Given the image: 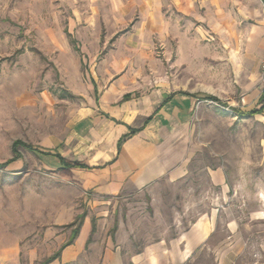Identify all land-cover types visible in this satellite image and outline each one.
Wrapping results in <instances>:
<instances>
[{"label": "rangeland", "instance_id": "374dc122", "mask_svg": "<svg viewBox=\"0 0 264 264\" xmlns=\"http://www.w3.org/2000/svg\"><path fill=\"white\" fill-rule=\"evenodd\" d=\"M75 3L0 0V164L12 157L15 140L57 152L68 162L79 158L89 167L100 166L114 150L104 123H88L103 133L100 139L84 138L87 132L78 129V120L95 106L85 84L92 81L102 89L118 75H101L99 68L90 74L93 63L82 57L70 22ZM175 47L174 42H156L149 57L134 61L136 72L120 81L132 85L135 96L139 92L134 88L182 89L220 100H196L188 124L177 130L183 133L179 145L192 154L188 173L173 182L160 180L141 191L109 196L86 187L78 169L59 168L55 158L18 146L20 157L0 167V264H39L69 238L70 228L62 226L82 212L89 225L86 246L97 245L87 251L94 260L107 241L140 243L173 236L218 193L207 176V169L217 165L224 169L229 210L239 227L231 238L220 227L212 246L231 248L228 264H264V128L253 117L236 113L247 106L237 87L234 41L204 40L193 48L184 43L179 58ZM101 55L93 60L97 67L106 65ZM114 64L110 59L107 65ZM215 253L202 250L193 264H214Z\"/></svg>", "mask_w": 264, "mask_h": 264}, {"label": "crops", "instance_id": "0c3cea01", "mask_svg": "<svg viewBox=\"0 0 264 264\" xmlns=\"http://www.w3.org/2000/svg\"><path fill=\"white\" fill-rule=\"evenodd\" d=\"M75 1L70 30L74 28L82 57L93 63L90 74L99 68L101 75H118L102 89L92 81V85H81L85 91L91 89L95 106L90 109L93 114L78 120V129L87 132L84 138L100 139L103 133L88 123H104L105 134L114 139V150L100 166L86 164L88 168H76L86 187L112 196L141 191L160 180L173 182L188 173L192 154L179 145L177 140L183 133L177 130L188 124L199 99L197 94L214 95L182 89L169 92L134 88L139 92L135 96L131 93L133 86L120 81L122 76L136 72L132 64L136 59L149 57L156 42L176 43L174 50L179 58L181 44L193 48L196 42H225L231 38L236 49L237 87L243 105L247 106L236 113L260 108V112L247 117L260 121L264 128V101L257 87L264 62V0ZM100 54L106 65L97 67L93 60ZM110 59L116 64L108 66ZM80 67L78 58V74ZM125 95L128 97L124 98ZM134 128L139 130L117 147L120 137ZM78 162L81 163L79 158ZM207 176L218 193L206 209L175 235L140 243L107 241L100 246L98 260H94L93 253L88 258L87 251L93 252L97 245L86 246L89 225L85 218L72 243L47 264H193L196 255L205 249L216 252L214 264H228L227 252L231 248L212 246L211 240L220 227L227 238L234 236L239 227L238 217L229 210L224 169L218 165L208 168Z\"/></svg>", "mask_w": 264, "mask_h": 264}, {"label": "trees", "instance_id": "16d2710c", "mask_svg": "<svg viewBox=\"0 0 264 264\" xmlns=\"http://www.w3.org/2000/svg\"><path fill=\"white\" fill-rule=\"evenodd\" d=\"M33 51H35V50H33ZM68 97H72V95L68 94ZM127 97H128V95L124 96V98H127ZM197 97L218 102L216 97L208 95V94L199 93V94H197ZM261 99L263 100L262 97H261ZM232 109H234V108H232ZM258 112H260V108L251 109V110H247V111H240L237 113V115L240 117H247V116H252ZM138 130H139V128L130 129L128 133L123 134L117 142V147H119L120 143L123 140L130 137L131 135L136 133ZM18 146H22V147L26 148L27 150H29L30 152L37 154V155H46V156H51V157L55 158L57 161V167L62 168V169L63 168H66V169H69V168H88V166H86L82 163H79L77 161L68 162L63 156H61L57 152L52 153L50 151L41 150V149H39L33 145L24 143L21 140H15L12 142V146H11L12 157L9 158L8 160H6L4 163L0 164V167H4L5 165H8L9 163L15 161L16 159H18L20 157V154L18 152ZM84 217H85V214L83 212L80 214H77L75 216V218L73 219V221L62 226L63 228H70L69 238L59 246L57 251H55L51 255L47 256L46 258H44L39 264H47V263L53 261L54 259H56L60 255L61 250L65 246L72 243V241L74 240V238L78 234L79 226L81 225Z\"/></svg>", "mask_w": 264, "mask_h": 264}, {"label": "built area", "instance_id": "2783aa9c", "mask_svg": "<svg viewBox=\"0 0 264 264\" xmlns=\"http://www.w3.org/2000/svg\"><path fill=\"white\" fill-rule=\"evenodd\" d=\"M263 92H264V62L262 63V66H261L260 81H259V93L262 98H263L262 96Z\"/></svg>", "mask_w": 264, "mask_h": 264}, {"label": "water", "instance_id": "95a60500", "mask_svg": "<svg viewBox=\"0 0 264 264\" xmlns=\"http://www.w3.org/2000/svg\"><path fill=\"white\" fill-rule=\"evenodd\" d=\"M262 96H263V98H264V92H263Z\"/></svg>", "mask_w": 264, "mask_h": 264}]
</instances>
